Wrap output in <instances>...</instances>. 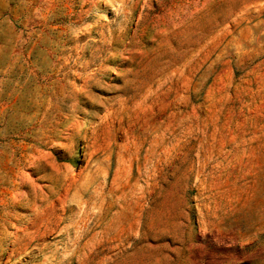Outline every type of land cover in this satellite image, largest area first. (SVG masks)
I'll return each mask as SVG.
<instances>
[{"label":"rangeland","instance_id":"rangeland-1","mask_svg":"<svg viewBox=\"0 0 264 264\" xmlns=\"http://www.w3.org/2000/svg\"><path fill=\"white\" fill-rule=\"evenodd\" d=\"M0 264H264V0H0Z\"/></svg>","mask_w":264,"mask_h":264}]
</instances>
